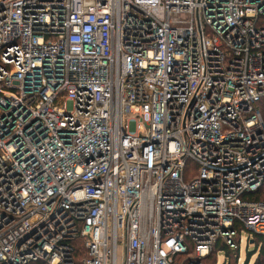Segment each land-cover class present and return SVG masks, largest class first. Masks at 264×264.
Instances as JSON below:
<instances>
[{
	"label": "built area",
	"instance_id": "1",
	"mask_svg": "<svg viewBox=\"0 0 264 264\" xmlns=\"http://www.w3.org/2000/svg\"><path fill=\"white\" fill-rule=\"evenodd\" d=\"M263 187L264 0H0V264H204Z\"/></svg>",
	"mask_w": 264,
	"mask_h": 264
},
{
	"label": "trees",
	"instance_id": "2",
	"mask_svg": "<svg viewBox=\"0 0 264 264\" xmlns=\"http://www.w3.org/2000/svg\"><path fill=\"white\" fill-rule=\"evenodd\" d=\"M253 197L258 200H264V187L260 188L256 194H253ZM254 239V246L255 250L248 252L247 260L248 263L252 257L253 254L256 255V259L253 264H264V235L255 233L253 235ZM74 262L75 264H83V260L87 256V249L84 244V238L82 236H79L77 239L74 240ZM225 251V262L224 264H229L230 255L234 256L237 264L238 260L240 259V251L239 250H233L228 245L219 242L216 246V248L207 256L204 258L203 262L204 264H217L218 260V253L220 250ZM84 254V256H82ZM34 264H46L43 261L35 262Z\"/></svg>",
	"mask_w": 264,
	"mask_h": 264
},
{
	"label": "rangeland",
	"instance_id": "3",
	"mask_svg": "<svg viewBox=\"0 0 264 264\" xmlns=\"http://www.w3.org/2000/svg\"><path fill=\"white\" fill-rule=\"evenodd\" d=\"M249 237L253 238V235H251V233L247 229H243L241 232L242 242L240 243V259L238 260V264H253L256 259L257 254L255 253L252 255L248 263L247 260L248 252L255 250V246L253 243H250ZM82 256H84V254ZM224 262H225V251L221 249L218 253L217 264H224ZM229 264H237V261L234 256L230 255Z\"/></svg>",
	"mask_w": 264,
	"mask_h": 264
},
{
	"label": "water",
	"instance_id": "4",
	"mask_svg": "<svg viewBox=\"0 0 264 264\" xmlns=\"http://www.w3.org/2000/svg\"><path fill=\"white\" fill-rule=\"evenodd\" d=\"M250 243H253L254 244V239L253 238H250Z\"/></svg>",
	"mask_w": 264,
	"mask_h": 264
}]
</instances>
